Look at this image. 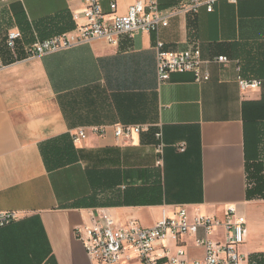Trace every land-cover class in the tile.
Masks as SVG:
<instances>
[{"label":"crops","instance_id":"0c3cea01","mask_svg":"<svg viewBox=\"0 0 264 264\" xmlns=\"http://www.w3.org/2000/svg\"><path fill=\"white\" fill-rule=\"evenodd\" d=\"M134 1L100 4L107 13L115 2L125 13ZM188 1L158 4L169 12ZM82 7L81 0H0V211L18 214L0 227V264H91L75 228L103 212L152 227L180 204L220 220L236 206L246 219L239 250L249 264L264 253V82L241 90L237 77L264 81V0H215L210 12H178L157 32L121 36L117 45L93 38L27 55L34 41L82 23ZM14 29L22 35L9 50ZM156 40L178 51L198 46L209 79L172 72L161 82ZM221 54L230 61H211ZM139 123L161 124V166L151 134L115 139V124ZM95 126L105 135L72 142L78 128ZM180 141L184 152L173 146ZM256 163L263 194L248 198V168ZM223 235L217 228L213 238ZM184 241L187 258L203 257L193 235ZM166 245L174 251L175 243Z\"/></svg>","mask_w":264,"mask_h":264},{"label":"built area","instance_id":"2783aa9c","mask_svg":"<svg viewBox=\"0 0 264 264\" xmlns=\"http://www.w3.org/2000/svg\"><path fill=\"white\" fill-rule=\"evenodd\" d=\"M11 2L13 0H2ZM215 0H189L178 8L163 12L159 8L158 0H136L131 3L125 13H118L115 2L110 3V11L102 10L100 0H81L83 7L82 23L61 34L44 40H36L27 48L28 56H38L47 52L67 48L93 38H103L110 45H117L121 36L132 38L141 31L157 32L161 26L168 24V18L178 12H197L199 7L205 6L212 10ZM236 3L238 0H229ZM77 13L73 15L77 21ZM17 29L7 33L5 46L14 50L21 38ZM155 63L158 79L167 80L172 72H192L196 82L209 79V73L202 69L201 51L198 46L184 50H174L156 40ZM215 63H228L229 57L221 54L211 59ZM4 63L0 54V69ZM239 65L237 69L239 70ZM237 82L241 90L258 89L263 80L246 79L238 75ZM89 132L104 136L106 129L95 126L91 129L78 128L71 136L74 144L81 143ZM115 139L122 144L130 143L135 136L151 134L154 140L155 165H162L164 142L160 123L115 124L113 126ZM174 148L184 152L186 142H176ZM18 218L15 211H0V227L10 224ZM217 228H223L221 239H214ZM202 231V235L198 233ZM76 238L85 248L91 264H123L135 261L138 264H246L247 258L240 252L239 247L246 236V219L238 212L236 206L226 208L225 219L220 220L201 214L197 210L191 212L183 204L177 206L173 214L162 212L161 217L152 227H143L137 220L128 219L124 222L116 221L109 214L103 212L93 216L91 221L75 228ZM193 235L196 246L204 249L203 257L189 259L186 256L184 236ZM171 240L174 251L166 245Z\"/></svg>","mask_w":264,"mask_h":264},{"label":"trees","instance_id":"16d2710c","mask_svg":"<svg viewBox=\"0 0 264 264\" xmlns=\"http://www.w3.org/2000/svg\"><path fill=\"white\" fill-rule=\"evenodd\" d=\"M247 176L248 184L251 185L247 189V197H261L263 194V177L262 169L261 167H259L258 163L253 164L251 167L248 168ZM249 264H264V253L252 255L249 258Z\"/></svg>","mask_w":264,"mask_h":264}]
</instances>
